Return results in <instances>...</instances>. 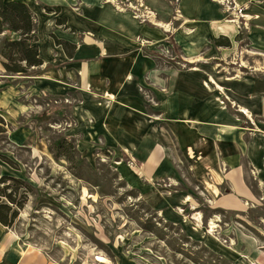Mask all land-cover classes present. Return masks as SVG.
Instances as JSON below:
<instances>
[{
    "label": "crops",
    "instance_id": "0c3cea01",
    "mask_svg": "<svg viewBox=\"0 0 264 264\" xmlns=\"http://www.w3.org/2000/svg\"><path fill=\"white\" fill-rule=\"evenodd\" d=\"M18 1L34 16L42 61L24 81L27 92L78 95L66 129L76 147L119 159L118 174L165 222L195 231L217 221L211 213L203 222L192 193L158 183L182 182V160L201 184L206 208L242 212L264 202V0H174L176 11L154 15V26L109 1ZM219 35L230 44L214 46ZM53 38L73 45L70 55ZM169 40L184 69L158 64ZM241 52L251 59L245 72L214 74L213 56L222 65ZM143 89L152 97L149 112ZM0 264L60 263L0 224Z\"/></svg>",
    "mask_w": 264,
    "mask_h": 264
},
{
    "label": "rangeland",
    "instance_id": "374dc122",
    "mask_svg": "<svg viewBox=\"0 0 264 264\" xmlns=\"http://www.w3.org/2000/svg\"><path fill=\"white\" fill-rule=\"evenodd\" d=\"M103 1L121 9L132 7L138 16L142 14V20L149 18L150 26H154V15L163 19L176 11L174 0ZM4 36L13 34L2 32L0 40ZM240 43L244 48L243 38ZM172 45L161 48L156 60L161 67L169 64L184 69V63L174 62L179 56ZM216 58L208 60L214 61V74L226 76L242 74L251 61L245 52L230 54L222 65ZM27 80L7 74L0 65V117L9 123L0 138V154L9 162L0 159V174L29 184L24 203L9 226L20 240L39 247L60 264H264L263 201L242 212L215 208L213 227L206 221L196 232L165 222L118 174L119 159L106 150L86 152L76 147V138L66 129L72 124L71 99L78 95H34L26 90ZM143 92L149 112L152 97L148 90ZM17 103L23 107L20 112L13 108ZM58 136L72 139L82 159L55 158L48 141ZM121 159L132 163L123 155ZM182 162L178 168L182 182L158 183L169 190L192 193L202 202L201 208L211 210L205 207L201 184Z\"/></svg>",
    "mask_w": 264,
    "mask_h": 264
},
{
    "label": "trees",
    "instance_id": "16d2710c",
    "mask_svg": "<svg viewBox=\"0 0 264 264\" xmlns=\"http://www.w3.org/2000/svg\"><path fill=\"white\" fill-rule=\"evenodd\" d=\"M45 10L50 7H44ZM59 22V19L56 20ZM7 32L13 34L9 38L4 36L0 41V64L4 71L11 75H21L31 77L39 72L38 66L42 61L38 56L35 35V20L27 5L18 0H0V34ZM241 31L235 37L240 38ZM54 42L61 44L66 49V54L70 55L73 45L65 41L53 38ZM211 43L214 46H228L229 39L224 36L212 37ZM9 126L0 117V138L6 133ZM48 149L55 158H63L68 162L75 158L81 160L77 149L74 147L72 139L67 140L63 136H58L48 141ZM0 159H7L0 154ZM9 162V161H7ZM29 189V184L18 177L0 174V224L9 227L24 203L25 192ZM207 212V213H206ZM215 209H202L204 218L214 213ZM169 223V222H168ZM171 224V223H170ZM224 260V259H223Z\"/></svg>",
    "mask_w": 264,
    "mask_h": 264
},
{
    "label": "built area",
    "instance_id": "2783aa9c",
    "mask_svg": "<svg viewBox=\"0 0 264 264\" xmlns=\"http://www.w3.org/2000/svg\"><path fill=\"white\" fill-rule=\"evenodd\" d=\"M133 15H134V16H136V17L138 16L137 12H136V13H134Z\"/></svg>",
    "mask_w": 264,
    "mask_h": 264
}]
</instances>
